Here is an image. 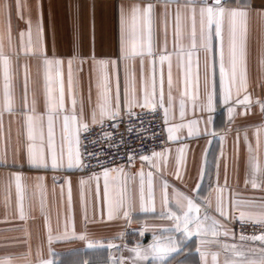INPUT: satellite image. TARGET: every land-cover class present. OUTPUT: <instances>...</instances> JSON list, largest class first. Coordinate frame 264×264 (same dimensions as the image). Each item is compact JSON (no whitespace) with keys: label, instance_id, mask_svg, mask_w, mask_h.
<instances>
[{"label":"crops","instance_id":"crops-1","mask_svg":"<svg viewBox=\"0 0 264 264\" xmlns=\"http://www.w3.org/2000/svg\"><path fill=\"white\" fill-rule=\"evenodd\" d=\"M39 0H21L25 4V20L17 19L16 0H0V30L6 32L7 9L6 4L11 3V25L12 46L9 47L5 35L4 53L11 61V72L15 87V108L11 114L5 112L0 124V161H5L8 166H0V259L10 258V264H39L40 260L53 261L62 264L64 260L78 255V249L87 247L89 243L96 245H108L125 243L127 247L119 256V262H111V259L103 264H161L153 258L149 246L153 243L156 234L163 239L172 235L177 241V251L165 259L163 264H205L201 252L207 255V264H212L211 253H218L217 264H225V260L231 257V252L225 249V245H241L245 249L255 248L259 253V242H242L241 235L236 231L235 224L239 220L240 212H244V220H256L264 208L260 206L261 198H264V190L253 189L250 184H245V159L247 149L243 137L245 134L255 144L254 133L257 129L264 127V115L261 114L257 101H264V19L258 14L259 9L264 6V0H251L256 8L251 9L248 22L247 39V69L248 88L251 95L252 105L245 114L243 105H236L237 99H242L244 93L239 97L233 91L232 100L225 104L220 90L219 66L217 63L214 73L210 72L209 87L214 93L213 107L211 113L202 112L199 102L194 106L191 97L197 95L199 101L205 98V53L200 51L192 57L190 74L185 77L187 58L178 60L175 54L171 60V94L175 100V106L169 110L166 124L167 146L162 151L161 167L157 171L144 165L145 173L152 171L154 175V211L144 212L140 210L139 200V177L135 183L134 207L129 218H124L119 210L112 212L109 217L108 204L103 196L104 177L101 172L85 173L84 170L42 171L27 167L25 155V143L27 129L24 117L27 109L32 106L33 98L36 99L37 113L44 112V87L45 68L39 53L47 50L50 59H61L63 61L62 73L65 87L66 107L71 108V97L68 94L69 60L72 61L71 71L74 90L77 99L85 100L84 120L91 125L90 106L87 104L89 88L93 100L96 96V72L95 65L99 60L116 61L120 57L121 48V23L117 13L118 0H43V32L37 33V19ZM135 0H119L121 5L127 7ZM142 2V0H141ZM81 7V27L74 36L70 26L69 13L76 11V5ZM95 5V28L91 26L92 10ZM234 7L235 5H229ZM165 7L169 10L167 34H165L164 16ZM177 5L156 4V18L154 28V51L162 52L165 44L169 53L174 47L172 10ZM183 7V5H181ZM32 21V45L37 55H25L23 45L27 42V36L21 41L17 35V26L20 29L26 27L25 21ZM190 25L184 28L181 43L187 47L189 44ZM199 23L197 17V33ZM198 55V67H197ZM227 41H225V57L227 59ZM152 57L145 56L143 60V77L152 76ZM155 76L157 81V92H159V81L161 71L163 73V93L165 101L168 97V64L165 62L163 68L159 63V57H155ZM212 54H209L211 64ZM218 61V55H217ZM25 65L27 66V80L25 85ZM55 67L52 68L55 74ZM113 88L115 86L116 69L110 65ZM134 73L135 89L141 88V60L120 59L119 80L123 92L126 78L131 80ZM198 75V79H197ZM3 72L0 68V97H2ZM26 87V103H23ZM185 97L186 107L183 119L180 116L179 102L182 95ZM142 96V94H141ZM236 107V115L230 121L228 107ZM24 111H20L21 107ZM143 109L135 107L133 110ZM162 110V109H161ZM124 113L123 111L120 113ZM164 119V114L162 110ZM211 115V123H207ZM199 121V124H196ZM182 125V126H181ZM191 125V129L189 128ZM178 128L172 133L173 139H169L167 128ZM45 138L47 136L46 117L43 124ZM61 121L55 125V135L59 141ZM215 133L205 135L204 132ZM191 131V135L189 134ZM199 133V134H198ZM81 135V133H80ZM239 136V139H238ZM181 150H183L181 152ZM261 151L264 152V132L261 134ZM223 152V156H221ZM183 157V163L179 167L180 178L176 176L177 160ZM166 161V162H165ZM141 162L133 166L121 167L130 175H135L141 168ZM203 173V175H201ZM21 177L20 183L25 187L24 211L25 219L19 217L16 196L15 177ZM99 177L97 180L96 177ZM227 178L228 188L224 191V204L226 217L220 216L216 211L219 191L217 183L223 186ZM53 178L57 183L53 182ZM166 178L170 185L181 191H191L198 195L201 201H207L210 205L208 215L219 221V235L212 238L193 235L184 239L182 233L164 232L163 229H173L172 221L160 218L162 211L161 182ZM84 180V199L81 200L80 181ZM70 181V185L63 183ZM99 187V196L96 188ZM113 182L110 180V188ZM199 186V187H198ZM71 188V206L68 203V192ZM10 194L6 197L5 191ZM231 189V200L240 201L239 204L230 202L229 191ZM132 191L129 185L127 196ZM145 200L148 204L152 201L148 197L147 180H145ZM171 197V191L169 193ZM43 197V205L41 198ZM114 199L117 193H113ZM7 200V203H6ZM255 201V203H245ZM174 207V202L170 204ZM201 208V214L204 212ZM251 216L252 219L248 217ZM47 217V222L45 221ZM128 228H132L129 232ZM143 232V235L140 233ZM227 232V235L224 233ZM51 234L52 243L49 245L48 236ZM84 235L86 239L78 237ZM213 240L212 244L202 243V240ZM139 246L142 255L147 258H139L133 251ZM81 252V251H80ZM92 254V253H91ZM62 261V263H61Z\"/></svg>","mask_w":264,"mask_h":264},{"label":"snow or ice","instance_id":"snow-or-ice-1","mask_svg":"<svg viewBox=\"0 0 264 264\" xmlns=\"http://www.w3.org/2000/svg\"><path fill=\"white\" fill-rule=\"evenodd\" d=\"M162 3L164 5L175 4L177 7L172 10V24L174 47L172 53H169L165 44L162 52L154 51V28L156 18V4ZM183 5V7H181ZM229 5H235L230 7ZM17 19L25 20L24 8L25 4L21 0H16ZM7 9V25L6 32L0 30V68L3 72V87L2 97H0V124L5 112L11 114L16 111L15 108V87L13 83V76L11 72V61L4 53V38L7 36L9 47L12 46V25H11V11L12 5L8 3L4 6ZM76 11H70V26L74 36L79 32L81 27V5L77 3ZM256 8V5L251 3V0H135L125 7L117 3V13L121 23V48L120 57L116 61H107L104 59L99 60L95 65L96 72V96L93 100L91 88H89V95L87 97V104L90 106V119L92 125L104 126L106 121H116L123 111L129 117L136 115L133 111L135 107L150 109L155 112L158 109L163 110L164 122L168 123L167 117L169 110L175 106L174 97L171 94L172 78H171V60L172 55L175 54L180 61L187 58L185 67V77L190 74L192 67V57L200 51L205 53V90L206 95L202 101H199L197 95H193L191 100L196 105L199 102V107L202 112L207 111L211 113L214 110L213 100L214 93L209 87L210 72L214 73L217 63L219 66V82L220 90L225 104H229L232 100L233 91L239 97L243 92V98L237 99L236 105H243L245 114L250 110L252 105L251 95L248 93V69H247V39H248V22L250 19L251 9ZM38 19H37V33L42 35L43 32V0H39L38 6ZM92 18L91 26L95 28V5H91ZM258 14L264 19V6L259 9ZM170 13L165 7L164 27L165 34H167L168 17ZM197 17L199 23V32L197 33ZM26 27L20 29L17 26V35L21 41L27 36V42L23 45L25 55H37L33 50L32 45V21L29 18L25 21ZM190 25L188 35L189 44L185 47L181 40L183 38L184 28ZM225 41H227V59L225 57ZM209 54H212L211 64L209 63ZM218 55V61H217ZM42 59V64L45 68V87H44V112L37 113L36 99L33 98L32 106L27 109L28 113L25 117V126L27 129L25 155L27 167L33 170L42 171H58L65 169L66 157V170H84L90 167V164L84 163V153L81 151L82 141L81 132H89L90 126L84 120V107L85 100L77 99L74 83L72 79V61L69 60V76H68V94L71 97V108L66 107L65 102V87L62 73L63 61L61 59H50L47 55V50L39 53ZM152 57V76L150 78L143 77V60L144 57ZM159 57L161 69L165 62L168 64V97L165 101L163 93V73L159 81V92H157V81L155 76V57ZM139 57L141 60V88L135 89L134 73L131 80L126 78L123 92L121 91L119 80V63L120 59H135ZM112 65L116 69L115 86L113 88L112 74L109 71V66ZM261 65L264 66V59L261 60ZM55 67V74L52 68ZM198 67V55H197ZM27 66L25 65V85L27 80ZM198 79V75H197ZM142 94V96H141ZM187 93L182 95L179 102L180 116L183 119L185 115L186 97ZM23 103H26V87ZM261 114L264 115V101H257ZM20 111H24L22 106ZM230 121L236 115V107H228ZM47 122V136L45 138L43 124ZM211 115H209L207 123H211ZM57 121H61V130L59 141L55 135V125ZM199 124V121H196ZM112 126L118 127L117 124ZM182 126V125H181ZM191 125L189 128L191 129ZM178 128L169 127V139H173L172 133L177 131ZM264 132V127L259 128L254 133L255 144L248 137L247 134L243 137L247 149V156L245 159V184H250L253 189L264 190V152L261 151V134ZM191 135V131L189 133ZM199 134V133H198ZM205 135H215V133L205 130ZM101 139L110 140L111 137L107 133ZM239 139V136H238ZM91 143H97L92 140ZM123 143V141H121ZM109 148L113 145L109 144ZM183 150H181L182 152ZM89 157L98 159L102 174L104 177L103 196L108 204L109 217L111 218L114 210H119L124 218H129L130 212L134 207L135 200V183L137 176L139 177V200L140 210L144 212L154 211V188L153 180L154 175L152 171L145 173L144 165L147 164L149 168L156 169L161 167V158L164 157L163 152L151 151V155L141 153L139 160L141 161V168L135 175H130L125 172L124 168L119 166L113 167L112 165H105L99 161L102 153L90 152L87 154ZM223 156V152H221ZM137 157L129 155L128 164H131ZM166 162V161H165ZM183 163V157L177 160L176 176L180 178L179 167ZM0 166H8L5 161H0ZM203 175V173H201ZM98 180L99 177L97 176ZM17 206L19 210V217L21 220L25 219L24 199L25 187L20 183L21 177H15ZM110 180L113 182V187L110 188ZM145 180H147L148 197L152 201L148 204L145 200ZM53 182L57 183L55 178ZM70 185V181H64ZM85 181H80L81 186V200L84 199L83 187ZM129 185L132 186V191L125 196L129 191ZM199 187V186H198ZM228 188L227 178L223 186L217 183L219 197L217 201L216 211L222 217H226L224 204V191ZM96 195L99 196V187L96 188ZM171 191V197L169 195ZM230 202L239 204L240 201L231 200V189H228ZM113 193H117L114 199ZM10 194L6 189V197ZM161 201L162 211L160 212L161 219H167L173 222V229H163L164 232H178L182 233L184 239H188L193 235L215 238L219 235V224L212 216L208 215V208L210 207L207 201H201L199 196L191 191H181L178 188L170 185L166 178H162L161 182ZM174 202V207L170 204ZM7 203V200H6ZM43 205V197L41 198ZM68 203L71 206V188L68 192ZM245 203H255V201H245ZM260 206L264 208V198H261ZM204 208L201 214V208ZM246 218L244 212H240L238 219L243 221ZM252 219L251 216L248 217ZM47 222V217H45ZM256 223L264 224V213H261L259 218L255 220ZM143 235V232L140 233ZM227 235V232L224 233ZM83 240L86 236L81 235L78 237ZM242 242H259L261 247L259 253L255 248L245 249L241 245H225V249L231 252V257L225 260V264H264V234L254 235L247 237L241 235ZM214 241L205 239L202 243L212 244ZM48 243L51 245L52 236L49 234ZM112 245H109L111 247ZM88 248L94 247L92 243L87 245ZM150 253L154 259L159 260L161 264L173 252H176L177 241L174 236L168 235L161 239L160 236L154 234L153 243L149 246ZM137 257L147 258V255H142L137 249L133 250ZM207 255L201 252V256L207 264ZM218 253H211L212 264H217ZM0 264H10V258L0 259ZM39 264H51V261L40 260Z\"/></svg>","mask_w":264,"mask_h":264},{"label":"built area","instance_id":"built-area-1","mask_svg":"<svg viewBox=\"0 0 264 264\" xmlns=\"http://www.w3.org/2000/svg\"><path fill=\"white\" fill-rule=\"evenodd\" d=\"M136 115L129 117L124 113L120 114L116 121H106L104 126L89 125V132H81L82 147L84 153V163L91 166L84 169L85 173L101 172L97 158L89 157L90 152L102 153L99 161L106 166L113 167H131L141 162L139 155L141 153L151 155V151H162L166 148L168 142L166 137V124L163 119L162 110L153 112L150 109L133 110ZM117 124L118 127L112 126ZM110 135V140L101 139L104 134ZM96 140L97 143H91ZM123 141V143H121ZM113 147L109 148L108 145ZM129 155H135L137 158L128 164ZM239 235L251 237L264 234V224L256 223L255 220H238L235 224ZM131 232L132 228H128ZM126 239H123L124 244Z\"/></svg>","mask_w":264,"mask_h":264},{"label":"rangeland","instance_id":"rangeland-1","mask_svg":"<svg viewBox=\"0 0 264 264\" xmlns=\"http://www.w3.org/2000/svg\"><path fill=\"white\" fill-rule=\"evenodd\" d=\"M109 245H112L109 247ZM126 244L112 243L108 245H96L92 248L84 247L78 249L79 254L73 258L64 260L62 264H103L111 259V262H119V255L125 251ZM81 251V252H80ZM92 253V254H91ZM55 264V260L51 261Z\"/></svg>","mask_w":264,"mask_h":264}]
</instances>
